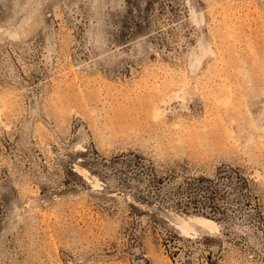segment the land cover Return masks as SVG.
I'll use <instances>...</instances> for the list:
<instances>
[{
	"label": "rangeland",
	"instance_id": "1",
	"mask_svg": "<svg viewBox=\"0 0 264 264\" xmlns=\"http://www.w3.org/2000/svg\"><path fill=\"white\" fill-rule=\"evenodd\" d=\"M0 264H264V0H0Z\"/></svg>",
	"mask_w": 264,
	"mask_h": 264
},
{
	"label": "bare ground",
	"instance_id": "2",
	"mask_svg": "<svg viewBox=\"0 0 264 264\" xmlns=\"http://www.w3.org/2000/svg\"><path fill=\"white\" fill-rule=\"evenodd\" d=\"M201 221L205 225H214V222L208 219H202Z\"/></svg>",
	"mask_w": 264,
	"mask_h": 264
}]
</instances>
